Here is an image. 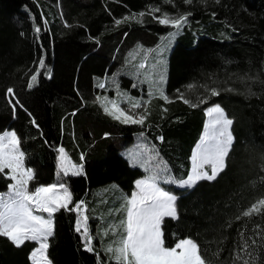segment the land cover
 Returning a JSON list of instances; mask_svg holds the SVG:
<instances>
[{
  "label": "trees",
  "instance_id": "trees-1",
  "mask_svg": "<svg viewBox=\"0 0 264 264\" xmlns=\"http://www.w3.org/2000/svg\"><path fill=\"white\" fill-rule=\"evenodd\" d=\"M164 13L190 15L177 30L159 23ZM156 51L164 62L162 91L153 86L140 94L132 78L151 69L138 63ZM97 97L131 108L138 102L133 109L146 119L116 120ZM217 104L232 120L225 168L213 180L178 187L189 174L205 110ZM5 130L20 138L24 166L34 172L30 191L54 181L61 147L71 164L83 165L80 175H62L60 182L72 194L70 209L83 201L92 250L75 227L78 211L60 209L47 241L50 264H115L107 249L113 235L121 238L126 215L117 193L129 195L147 177L177 197L176 218L161 223L165 246L190 238L208 264H240L238 252L264 264V210L243 216L264 198V0H0V133ZM6 173L0 193L10 183ZM245 241L251 257L241 251ZM35 247L0 236V264H33Z\"/></svg>",
  "mask_w": 264,
  "mask_h": 264
},
{
  "label": "snow or ice",
  "instance_id": "snow-or-ice-1",
  "mask_svg": "<svg viewBox=\"0 0 264 264\" xmlns=\"http://www.w3.org/2000/svg\"><path fill=\"white\" fill-rule=\"evenodd\" d=\"M185 2L191 3V0H185ZM155 11L160 10L157 8ZM143 15L144 13H140L141 17ZM189 15L190 13L169 16L164 13L158 20L161 24L171 25L179 30L187 23ZM116 23L119 24L121 21H116ZM36 31L39 32L40 29L37 28ZM39 65L40 68L44 67L43 59H40ZM38 75L39 69L31 76L29 88L37 82ZM7 91L13 92L11 88ZM217 94L213 89L212 95ZM164 99L166 100L167 97ZM97 100L101 102L105 113L123 123L143 124L146 119L144 115L139 118L129 115L114 100L109 101L106 97L103 99L97 97ZM184 102L189 103L188 100ZM132 107H140V104L133 103ZM206 111L209 123L206 125L201 144L193 153L192 170L187 179L180 181L182 186L193 187L201 180H213L225 168V159L233 140L229 131L232 120L228 119L223 108L218 104L209 107ZM58 152L57 176L61 174L67 176L69 172L74 175L82 173L83 165H68L64 148H59ZM206 165L210 167L211 174L205 170ZM5 169L9 170L6 175L13 183L8 185V193H0V236L7 237L18 247L26 241L38 242V247L31 253L33 264H50L47 257L49 247L47 241L53 235V215L60 209L81 211L83 201L77 204L75 209H70L72 194L60 181L40 185L34 191L29 190V183L35 178L34 172L31 168L24 166V153L20 150V138L14 131L0 135V173H5ZM176 199V196L158 185L155 177L136 181V191L125 200L126 219L121 222L123 228L121 238L118 242H114L115 247L107 249L112 254L115 264H208L199 245L190 238L178 239L171 247L165 246L161 223L164 217L176 218ZM261 210H264V198L252 204L247 211L243 212V216H250ZM36 212L47 213V218L35 214ZM84 221L85 246L91 251V237L86 227L87 217H84ZM77 231H80L79 222ZM251 243L255 245L256 240L253 239ZM248 249L249 244L245 241L241 251L251 257L252 253ZM236 259L240 261V264H251L250 260H244L239 252Z\"/></svg>",
  "mask_w": 264,
  "mask_h": 264
},
{
  "label": "rangeland",
  "instance_id": "rangeland-1",
  "mask_svg": "<svg viewBox=\"0 0 264 264\" xmlns=\"http://www.w3.org/2000/svg\"><path fill=\"white\" fill-rule=\"evenodd\" d=\"M156 53V56L154 57V59H152V60H150V61H147V59L146 60H142V61H140L138 64H140V66L142 65V64H151V69H149V67H147V69H145L144 71H143V73H142V76L143 77H140L139 76V72H137L136 73V75L135 76H133V78H132V81H131V84L133 85V87L134 88H136V90L140 93V94H142V93H146V91L150 88V87H155L157 90H160V91H162V79H161V70H162V67L160 66V64H163L164 62H163V57L160 55L161 54V51H156L155 52ZM146 56V55H145ZM146 58H148L147 56H146ZM149 59V58H148ZM141 78L144 80V82H145V84L146 85H144V83H143V81L141 80ZM106 90H114V88L112 87V86H108V85H105V87H104ZM113 92H115V90L113 91ZM114 95V94H113ZM115 96V95H114ZM118 97H120V99H121V93H120V96H118ZM117 98V97H116ZM109 101H115L116 99L114 98V97H109V99H108ZM117 100H118V98H117ZM119 105H120V107L121 108H123L126 112H128V114L129 115H132V116H134L135 118H139L142 114H143V111H142V109L140 108V110H137V109H133V108H131V106H129V105H127L128 103L126 102H124V104H120V102H121V100H119V101H116ZM212 106H214V105H212ZM212 106H210V107H212ZM208 109V108H207ZM206 109V110H207ZM206 110H205V125H204V129H203V132H202V135H201V137H200V139L198 140V142L196 143V145L194 146V148H193V150H192V153H191V156H190V170H189V174H190V172H191V170H192V166H193V162H192V156H193V153H194V151H196L197 150V147H198V145H200L201 144V142H202V137L204 136V134H205V131H206V125L209 123V117H208V115H207V112H206ZM230 131V130H229ZM8 132H13V131H11V130H5V131H3L2 133H0V135H3V134H5V133H8ZM135 150V152L139 155V151L138 150H136V149H134ZM7 170V172L9 171L8 169H6ZM205 170H207L208 172H209V174H211L210 173V167L209 166H205ZM70 174H72L71 172H69ZM188 174V175H189ZM188 177V176H187ZM187 177L185 178V179H187ZM54 178L56 179V181L59 179L60 180V178H61V176H57V174L54 176ZM11 183H13V181L10 179V183L9 184H11ZM182 186L181 185V183L179 182V183H177V186ZM178 186V187H179ZM182 187H185V188H189V187H187V186H182ZM135 191H136V185H135ZM8 191H9V188L7 187V189L3 192V194H6V193H8ZM171 194V193H170ZM173 195V194H172ZM6 198V197H5ZM78 214H77V217H76V224H77V226H78V222L80 223V226H81V224L83 225V220H82V218L84 219V217H85V215H84V213L83 212H81V211H78L77 212ZM35 214H38V215H43L45 218H47V213H42V212H36ZM102 222H104V223H106V225H107V223L109 222L107 219H105V221H102ZM86 224H87V222H86ZM102 227H104V226H102ZM81 230V229H80ZM81 236H82V238L84 237V230H81ZM120 240V239H119ZM36 242V241H35ZM110 244H114V242H117L116 240H115V238H114V235H113V240H110ZM116 245L114 244L112 247H115ZM38 247V242H36V247L35 248H37ZM34 248V249H35ZM33 249V250H34ZM32 250V251H33ZM32 251H31V253H32ZM31 253H30V259H31ZM32 260V259H31ZM33 262V261H32Z\"/></svg>",
  "mask_w": 264,
  "mask_h": 264
},
{
  "label": "crops",
  "instance_id": "crops-1",
  "mask_svg": "<svg viewBox=\"0 0 264 264\" xmlns=\"http://www.w3.org/2000/svg\"><path fill=\"white\" fill-rule=\"evenodd\" d=\"M67 163H68V165L69 166H71V165H73V164H71L69 161H68V159H67ZM57 171H58V168H57V170H56V173H55V175L57 174ZM63 174H61L60 176H62ZM138 180H142V179H138ZM185 180V179H184ZM57 181H60L59 179L57 180ZM56 181V179H54V181L52 182V183H56L57 182ZM137 181V180H136ZM136 181L134 182V187H135V185H136ZM51 183V184H52ZM49 185V184H48ZM135 191V188H133L132 189V191L129 193V195H127V196H124L122 193H117V196H119L120 197V201L123 203V201H125L126 200V198H128V197H130L131 196V194L133 193ZM3 193V192H2ZM81 212H83V209H81ZM125 212V211H124ZM123 221L126 219V215L124 216V214H123ZM82 220H83V225L81 224V226H80V229L81 230H84V226H85V221H84V219L82 218ZM75 227H76V229H77V224H76V222H75ZM86 227H87V229H88V225L86 224ZM81 230H80V234H81ZM90 236V235H89ZM91 237V236H90ZM83 239H84V242H85V245H86V240H85V236L83 237ZM92 239V238H91ZM91 245V244H90ZM86 247V246H85ZM87 248V247H86Z\"/></svg>",
  "mask_w": 264,
  "mask_h": 264
},
{
  "label": "clouds",
  "instance_id": "clouds-1",
  "mask_svg": "<svg viewBox=\"0 0 264 264\" xmlns=\"http://www.w3.org/2000/svg\"><path fill=\"white\" fill-rule=\"evenodd\" d=\"M190 188V187H189Z\"/></svg>",
  "mask_w": 264,
  "mask_h": 264
}]
</instances>
